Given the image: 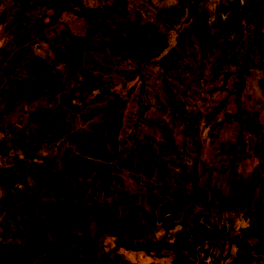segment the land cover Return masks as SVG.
<instances>
[{
    "label": "trees",
    "instance_id": "1",
    "mask_svg": "<svg viewBox=\"0 0 264 264\" xmlns=\"http://www.w3.org/2000/svg\"><path fill=\"white\" fill-rule=\"evenodd\" d=\"M206 1L211 0L163 1L155 5L152 18L143 17L136 11L128 15L126 0H99L94 6L84 5L78 0L42 1L41 4L52 9L55 16L69 12L82 18L84 36H61L59 42L52 38L45 39L46 51L32 55L26 66L27 80H14L9 85L11 91L6 94L8 104L21 99V102L26 101L30 106H27V113L23 117L25 121L17 122L9 134L2 138L9 142L8 145L0 146V156L6 159L3 164L0 163V177L11 184L6 188L5 201L18 200L20 193H15V190L18 192L17 187L20 186L22 188L19 189L29 190L36 195L44 208H41L40 216L30 223L33 229L28 225L22 241H0V264H115L105 256V259L99 260L90 258L93 256V247L84 235L78 233L83 219L94 221L99 229L116 227L118 234L115 243L124 250L143 252L154 259L168 257L170 264H204L207 254L213 258L214 264H225L214 253H209V248L217 246L223 250L226 242L229 247H237L236 256L229 264H252L258 257L261 258L264 253V52L259 41L264 35V0H215L213 25H221L220 13H226L227 18L224 29L213 39L212 27L206 25L209 16ZM39 21L42 22V19ZM39 30L43 32V27L39 26ZM97 34L107 39L109 54L98 58L101 66L93 70L104 75L110 73L112 62L119 57L120 60L126 59L133 63L129 80L136 77L142 82L146 65L155 64L160 68L158 90H150L149 95L140 83L137 96L138 117L143 119V124L158 129L160 140L164 141V144L157 143L147 136L146 142H153L157 153L148 148L138 151L139 161L144 162L146 170L149 160H152L159 170L168 169L184 180H191L189 173L174 161L177 154L167 153L166 150L173 147L170 142L173 130L184 125L185 131L192 134L200 116L187 109L186 101L196 92V86L186 81L194 74V67H197L196 55L200 54L201 63L207 51L214 57L213 79L222 75L223 81L227 82L233 78V112H225V118L236 125V135L228 145L227 152L237 157V161L230 194L218 206L219 210L226 211V218L230 222L232 216H242L243 208H250L247 226L240 229L242 237L230 233L225 224L217 226L205 223L207 216L195 204V192L189 193L186 202H179L183 197L182 189L178 186L172 190L169 203L156 215V220L168 232L179 224L181 230L177 236L171 240L153 237L140 239L142 236L134 239L141 230L139 222H135L131 229L128 224L130 217H118L110 208L95 201L81 203L79 197L63 198L65 183L69 180L74 182L71 173H63L65 176L60 177V173L51 167L34 160V155L38 151L42 152L44 146L63 137L69 141L79 137L76 132H66L67 119L92 91L102 85L80 60L78 41L91 40ZM214 50L218 51L217 55ZM55 63L76 75L81 85L74 91H68L63 81L48 80L47 73ZM249 86L259 90V98L252 105L247 104L250 100L247 92ZM117 97L122 98L120 95ZM140 97H144L143 101ZM41 98L45 106L37 107ZM33 99L37 103L31 105ZM226 102L223 100L216 106V112ZM150 108L152 116L146 118L144 113ZM161 117L167 120V124L159 121ZM109 138L114 145L112 135ZM134 143L137 151L140 142L135 139ZM15 147L30 149L25 154L27 157L8 151V148ZM91 170V166L85 165L80 174L93 179L96 174L91 173ZM30 182L34 183L33 187ZM102 183L105 184V180ZM254 185L255 197L251 198ZM47 198H53L54 202H41ZM253 201L259 205V210L251 209ZM202 203L206 204L204 197ZM210 203L215 204L213 201ZM45 208L50 210L49 213H45ZM173 219H177V223ZM154 221L151 216L150 222ZM206 244L207 248H204Z\"/></svg>",
    "mask_w": 264,
    "mask_h": 264
},
{
    "label": "rangeland",
    "instance_id": "2",
    "mask_svg": "<svg viewBox=\"0 0 264 264\" xmlns=\"http://www.w3.org/2000/svg\"><path fill=\"white\" fill-rule=\"evenodd\" d=\"M42 1L0 0V146L8 145L9 142L2 139L4 135H8L17 122L25 121L23 117L30 104L26 101L21 102V99L8 104L6 94L11 91L9 85H12L14 80L23 82L27 80L26 66L30 57L46 51L45 39L52 38L59 42L61 36H84L82 18H77L69 12H61L55 16L52 9L41 4ZM78 1L84 5L94 6L99 0ZM163 1L171 2V0H126V13L132 15L136 11L143 17L152 18L155 5H160ZM214 3L215 0L205 3L209 7L206 25L212 27V39L224 29L227 18L226 13H220L221 25H213ZM39 19H42V22ZM39 26L43 27V32L39 30ZM106 40L105 37L97 34L91 40L78 41L81 49L80 60L102 85L101 88L92 91L78 110L67 119L66 132H76L79 137L74 141H69L66 137L58 139L44 146L42 152L37 153L32 150L33 153H37L34 155V160L51 167L60 173V177L65 176L63 173H71L74 182L69 180L65 183L66 193L63 198L79 197L81 203L95 201L103 207L110 208L118 217H130L128 224L131 229L135 222H139L141 230L136 233L134 239L142 236L140 239L153 237V239L171 240L177 236L181 226L176 224L168 232L160 221L156 220V215L169 203L172 199V190L178 186L182 189L183 197L179 202H186L189 193L195 192V204L203 209V214L207 216L205 223L217 226L225 224L230 233L242 237L240 229L247 226L250 208H243L242 216H232L230 222L226 218V211L219 210L218 206L230 194L233 169L237 161V157L227 152L228 145L236 135V125L225 118V112H233L235 99L233 78H229L227 82L223 81L222 75L213 79L214 57L207 51L201 63L200 54L196 55L197 67L193 69L194 74L186 79L189 85L196 86V92L194 96L187 97L186 101L187 109L200 116L192 134L185 131L184 125H179L173 130L170 141L173 147L166 150L167 153L177 154L174 161L189 173L191 180H184L168 169L159 170L152 160H149L146 170L144 162L139 161L138 151L148 148L157 153L154 143L146 142L147 136L149 135L157 143L164 144V141L160 140L158 129L143 124V119L138 117L137 96L140 83L149 95L150 90H158L160 68L155 64L146 65L142 82L136 77L129 80L133 63L126 59L120 60L119 57L114 59L119 61L118 63L112 62L110 73L104 75L98 70H93L101 66L98 58L109 54ZM259 43L264 52V35L261 36ZM218 51L214 50L216 55ZM47 60L51 61L49 56ZM47 78L51 82L63 81L68 91H74L81 85L76 75H72L70 70L58 63L52 64ZM247 92L250 94L247 104L252 105L259 98V90L249 86ZM117 95L122 98H118ZM143 98L140 97V100L143 101ZM152 100L155 101L154 98ZM223 100L227 102L219 112H216L215 107ZM40 101L37 107L45 106L42 98ZM35 103L37 101L33 99L31 105ZM151 109L144 113L146 118H151ZM159 121L167 124V120L163 117ZM111 135L114 145L109 138ZM135 139L140 142L137 151H135ZM8 151L25 155L30 149L15 147V149L8 148ZM0 157V163L3 164L6 159ZM85 165L91 166V173L96 174L93 179L80 174ZM102 180L106 183L103 184ZM30 185L33 187L34 183L30 182ZM8 186L11 184L8 181L4 182L0 177V241L3 240L5 243L13 239L22 241L24 239L22 235L28 225L33 229V224L30 223L35 217L40 216V210L44 208L38 202L36 195L29 190L19 189L22 188L20 186L17 187L18 192L15 190V193H20L18 200L15 198L13 201H5L4 196ZM255 192L256 185L251 198L255 197ZM202 197L205 198L206 204L202 203ZM162 198L164 199L161 200ZM211 201L215 204L212 205ZM41 202H54V199L47 198ZM251 209H260L256 201L252 202ZM49 211L46 209L45 213ZM262 215L264 222V211ZM151 216L154 217V222H150ZM173 222L177 223V219H173ZM80 224L81 231L78 233L84 235L93 247L91 259L93 257L96 260L105 259L103 257L105 256L109 262L115 264H170L168 257L154 259L143 252L126 251L119 247L115 243L118 230L114 226L99 229L90 219H83ZM204 248H207V244ZM236 250V245L229 247L226 242L223 250L214 246L209 248V253H214L221 263L229 264L235 258ZM38 255L42 256V254ZM258 258L252 264H264V253ZM211 259L207 254L204 264L206 260V264H210Z\"/></svg>",
    "mask_w": 264,
    "mask_h": 264
},
{
    "label": "built area",
    "instance_id": "3",
    "mask_svg": "<svg viewBox=\"0 0 264 264\" xmlns=\"http://www.w3.org/2000/svg\"><path fill=\"white\" fill-rule=\"evenodd\" d=\"M212 258V257H211ZM213 259V258H212ZM212 259H211V263L210 264H214V260L212 261ZM206 262H207V260H206ZM206 262H205V264H206Z\"/></svg>",
    "mask_w": 264,
    "mask_h": 264
}]
</instances>
